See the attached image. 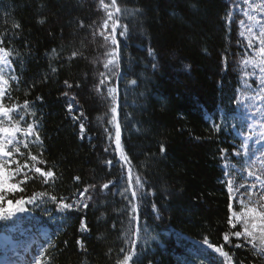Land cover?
Instances as JSON below:
<instances>
[{"label":"trees","instance_id":"16d2710c","mask_svg":"<svg viewBox=\"0 0 264 264\" xmlns=\"http://www.w3.org/2000/svg\"><path fill=\"white\" fill-rule=\"evenodd\" d=\"M117 3L128 31L117 35L118 67L107 73L109 81L97 93L99 73L107 71L104 53L111 48L99 34L93 35L107 18L99 0H0V47L11 53L3 73L11 86L3 103L10 107L30 102L36 115L27 120L39 122L44 141L46 163L37 166L56 173L48 184L37 175L21 185L24 192L6 193L13 200L48 194L37 195L24 215L30 226L48 232L39 261L117 264L136 240L139 264H220L219 257L203 248L207 237L214 245H224L232 264H259L251 247L235 248L241 242L235 237L230 245L223 241L225 232L234 231L227 224L225 172L244 160L243 104L256 82L253 66L243 65L256 54L240 35V21L245 22L241 0ZM73 51L83 55L69 59ZM13 75L19 85L11 80ZM108 87L117 90L121 142L133 176L145 182V195L136 201L139 237L130 231L135 224H129L127 214V169L105 131L114 133L108 123L113 106ZM65 91L70 95L64 96ZM68 103L73 104L71 113ZM81 111L87 119L74 121L72 116ZM81 122L86 128L83 139ZM31 148L34 154L40 152L38 145ZM77 176L79 181L74 180ZM109 181L114 183L104 189ZM90 184L95 189H90L92 199L84 201L86 209L59 211L49 198L74 200ZM81 219L87 231L80 230ZM198 256L203 260H194Z\"/></svg>","mask_w":264,"mask_h":264},{"label":"snow or ice","instance_id":"6c2138e0","mask_svg":"<svg viewBox=\"0 0 264 264\" xmlns=\"http://www.w3.org/2000/svg\"><path fill=\"white\" fill-rule=\"evenodd\" d=\"M248 4L249 8L253 10H259L264 13V3H257L253 5L249 0H244ZM99 7L106 13V19L103 21V24L93 33V35L99 34L103 37L105 41V46L110 43L111 48H107L104 55L107 57L103 61V67L106 72L99 73V83L94 86L95 91L100 93L101 87L106 84V81H109V75L107 74L110 71H113L119 64V53L117 35L124 36L128 31L127 24H122L120 17L123 14V10L118 5L117 0H99ZM137 11H140L139 9ZM248 15L247 12L244 13ZM250 20H255V17L248 16ZM228 22L232 23V14H228ZM109 22L110 31H109ZM259 31L255 34L253 29L250 27L248 29L247 46L249 48L254 47V42L258 41L259 47L256 51V57L253 59H244L243 65H252L254 68H258L260 72V83L261 86H264V23H260ZM240 25L243 27V20L240 21ZM18 27V25H17ZM118 29H120L118 33ZM240 35L243 37L244 33L241 32ZM3 43V40L0 39V44ZM55 52V50H53ZM151 54V53H150ZM11 53L5 48L0 47V221L7 222L12 220L18 214H24L29 211L27 205L36 203L37 195L44 196L48 195L47 193L33 194L30 197H19L16 199H9L6 193H16L24 192L25 189L21 187L22 184H26L29 180L35 179L38 175L43 178V183L48 184L50 181L56 179V173L52 169L45 170L37 165L45 164L46 161L43 159L44 148H43V138L40 134V125L36 120L29 122L27 116L31 115L35 117L36 113L32 111L29 107L30 102L25 100L23 105H14L6 107L3 103L4 98L8 95V88L11 86L10 79H6L4 76L5 67L10 66V61L8 56ZM78 55H83L80 52L73 51L69 59H73ZM157 65L153 64V68H156ZM15 71V69H12ZM53 71L55 69L53 68ZM12 81H16L19 85V78L15 75L11 77ZM131 83L135 84L136 81L133 80ZM68 88L72 87V84H69L65 81ZM79 87V85H77ZM264 90V88H262ZM110 98L112 99L113 106L110 107L111 119L108 123L112 124L114 127V133L109 132V129H105L109 133V140L113 141L115 144L114 152L119 154L120 160L123 161L121 167L127 169V186L124 189L125 199L128 200L127 205V214L129 219V224H135L134 229H130L133 234L139 237L141 231V218H140V209L136 201L141 200L145 193L143 189L145 187V182L141 179L140 176H133L132 162L129 159L128 155L125 153L122 142H121V125L117 120V107H116V88L108 87L107 89ZM64 96H69V92L65 91ZM41 99L42 97H38ZM72 101L76 100L75 96L71 97ZM20 108L23 109V112L20 111ZM73 110V104L68 103V111L71 113ZM15 112L16 115L13 117L12 113ZM81 118L87 119L84 116V113L81 111L79 116L73 115L72 119L74 121L80 120ZM206 119H211V117L206 116ZM216 130H219V125L214 124ZM80 138H84V133L86 131L85 124L81 122L79 124ZM31 145H38L40 147V152L34 154L31 148ZM22 149L24 151H22ZM105 151H108L106 148ZM161 152L165 151L164 146L160 148ZM222 150V154H223ZM23 158V163L21 159ZM109 165L112 164L111 160H108ZM14 165V167H13ZM31 173V175H30ZM225 176H228V173L225 172ZM248 177H254L255 181L259 184V190H257V183H252L250 185L239 184L235 185L233 179L228 178L225 182L229 203L228 208V217L227 224L229 228L234 231H228L223 234L224 244H231V237H235L238 242L234 245L235 248H242L246 246H251L254 250V255L264 256V177L257 175L254 171H248ZM16 177H20L15 183L11 182ZM244 179V177H241ZM79 177H74V180L79 181ZM113 181H109L103 184L104 189H108L110 184H113ZM244 189V193H240V189ZM90 189H95V185H88L83 188L82 191H78V196L74 200H69L68 198L61 197L59 200L55 195L49 196V198L58 205L59 211H79L81 208H87L88 204L85 203V199L91 200L92 195ZM238 193L239 196H238ZM123 194V193H122ZM75 195V194H74ZM247 196V200L244 199V196ZM253 195L257 196V199L253 200ZM236 202L240 206V210L237 211L234 209L233 202ZM153 211H157L155 204L152 206ZM146 226V222H145ZM239 226V228H238ZM80 230L87 231V225L83 219L80 221ZM67 243V242H65ZM76 243L80 248L84 249V244L81 240H77ZM202 244L206 246V249H210L216 254H218L223 259L220 261V264H232V256L229 251H225L224 245H214L209 242L208 238L205 237L202 241ZM49 247H55L54 245H49ZM46 251V250H45ZM123 252L124 249H121ZM139 253L136 250V240L132 241L131 253L125 255L122 260H118L117 264H139ZM195 259L203 260V256L195 257ZM36 264H41V261H37ZM194 264V261H193Z\"/></svg>","mask_w":264,"mask_h":264},{"label":"rangeland","instance_id":"374dc122","mask_svg":"<svg viewBox=\"0 0 264 264\" xmlns=\"http://www.w3.org/2000/svg\"><path fill=\"white\" fill-rule=\"evenodd\" d=\"M241 2L242 14L245 19L242 32L244 33L243 37L246 39L249 35L248 29L250 27L253 29L254 34L259 31L260 24L257 22L264 23V13L249 8L244 0H241ZM249 2L255 5L257 3H264V0H249ZM245 12H247L248 15H245ZM249 15L255 17V20H250L248 18ZM258 47V41H255L253 47L255 54ZM254 69L253 74L256 75V82L250 90L249 98L243 104L242 111L241 139L244 147V160L240 163L239 167L230 168L229 172H227V179H233L235 185H250L252 183H257V190H259V184L255 181L254 177L247 176L248 171H254L257 175L264 177V90H262L264 86H261L260 83L259 69ZM241 177H244V179ZM240 193H244L243 188L240 189ZM240 193H238V196ZM244 199L247 200L246 195ZM252 199H257V196L253 195ZM233 204L234 209L239 211V204L235 201ZM24 214H18L7 222L0 221V234L9 236L13 242L17 243L14 248L4 246L0 243V264H11L9 260L13 258L17 252L21 253L22 258L18 261L13 260V264H36L39 260L40 253L45 244L47 231L45 228H26L25 224L19 220ZM194 244L197 245L196 243H193V245ZM249 247L251 246L249 245ZM203 248L212 255L219 257L221 260L223 259L212 250L206 249V246L203 245ZM256 257L259 264H264V256L257 254Z\"/></svg>","mask_w":264,"mask_h":264},{"label":"water","instance_id":"95a60500","mask_svg":"<svg viewBox=\"0 0 264 264\" xmlns=\"http://www.w3.org/2000/svg\"><path fill=\"white\" fill-rule=\"evenodd\" d=\"M0 239L3 244H8L11 247L15 246V243H12L9 238L4 237L3 235H1Z\"/></svg>","mask_w":264,"mask_h":264},{"label":"bare ground","instance_id":"6f19581e","mask_svg":"<svg viewBox=\"0 0 264 264\" xmlns=\"http://www.w3.org/2000/svg\"><path fill=\"white\" fill-rule=\"evenodd\" d=\"M21 258H22L21 253L17 252L16 255H15L13 258H11L9 261L11 262V264H13V262H14L15 260L18 261V260H21ZM13 260H14V261H13Z\"/></svg>","mask_w":264,"mask_h":264}]
</instances>
